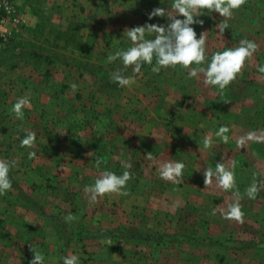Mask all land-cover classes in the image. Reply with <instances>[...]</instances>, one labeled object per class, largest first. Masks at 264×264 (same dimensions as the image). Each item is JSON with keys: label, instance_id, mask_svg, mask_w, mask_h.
I'll use <instances>...</instances> for the list:
<instances>
[{"label": "crops", "instance_id": "0c3cea01", "mask_svg": "<svg viewBox=\"0 0 264 264\" xmlns=\"http://www.w3.org/2000/svg\"><path fill=\"white\" fill-rule=\"evenodd\" d=\"M38 2H36V5ZM45 3L44 9H39L32 4V10L29 11V15L35 21L36 31L40 27V23L44 22L48 28L63 29L66 35L71 31H78L77 25H82L89 32L88 34L83 31L80 34L81 38L79 39L84 38V40H82L80 46L78 44V55H74L72 51L64 48L58 54V58L55 56L47 58L48 61L52 62L63 61L61 67L56 66L50 69V72L54 69L64 71L62 75L64 80L58 82L62 85V88H60L62 91L56 93L51 88L47 92L50 95H57L51 97V100L55 101L53 106L66 111V115L61 121H58L57 118L52 120L53 122L50 121L55 130L50 132L47 137V141H50L47 149L53 152L59 151L62 148V142H64L65 152L75 157L74 161H71L73 165L72 172L79 181L76 180L78 185L74 190L72 189L74 192L72 191L71 194H75L82 203H78L75 198H71V201L75 200L77 205L80 204L79 208H76L73 204L72 210L74 214H79L82 211L80 206H87L83 209V214L87 213L84 217H87L85 220L89 222V225L85 224L84 227L80 228L82 237L77 236L78 240H71L68 247L63 246L65 250H68L69 255L75 254L82 257L85 252H90V250L97 253L109 250L110 257L108 261L106 256H102L100 261L93 258L87 264H167V259L174 260L172 263L170 261V264H185L187 261L190 262L191 259L184 261L182 258L176 259L166 256L168 249L172 250V247L165 246L162 256L156 258L155 256L158 253L161 254V252L160 250L154 252L157 250L158 244L153 241L143 240L140 243L137 240L131 242L130 238L118 235L86 238L85 232L82 230L87 229L85 226L95 230L106 226L113 228L119 226V224L133 225L135 221L132 218L136 220L138 218L136 215H140L144 217L142 224L149 219H159V221H163L166 228H170L169 225L175 227L172 231H167L165 228L161 232L176 234L173 233L176 232L174 230L180 233L179 231L182 228L175 225V217V222H178L177 220L179 222L181 220L190 221L189 224L192 229L184 231L187 233L180 234L192 236L190 244L191 246L194 245L195 250L196 247H199L197 245L199 238H208L212 237L211 234H218L217 231H213L209 227H220L218 224L221 220L222 222L227 220L223 212L227 210L229 204L236 202L237 193L239 194L242 212L245 214L248 206L254 212L264 206V103L262 102V98L264 100V88L259 81L260 78H264V74L259 73L258 70L255 73L246 70L250 57L246 58L236 78L223 90H220L217 86L205 85L203 74L198 79L191 80L186 74L189 69L180 66L162 68L159 73L148 75L143 72H146L145 67L148 64L143 65L141 72L144 76L141 79L149 90L145 92L143 88L139 87L140 85L136 87L132 84L121 89V92L123 91V94L126 93L127 95L124 98L125 101L121 100L122 104L127 106L126 113L130 111L132 114L136 113V119H133L135 123H129L131 117L124 119L122 116L125 115H120L121 105L113 102V96H107L106 94L105 99L98 100V102H93V99H90L92 95L89 97L92 92L100 93L99 89L90 84L87 85V81H85V79H89L86 67L87 63L93 60L90 59V55H93L91 53L92 48H94L96 55L94 61H98L102 58L100 50L106 49L105 47L108 45L114 46L116 44L118 48L124 45L129 46L130 41L127 40L126 34L121 37L124 30L128 27L143 25L146 21L165 24L166 17H155L149 21L147 13L155 7L170 8L172 0H46ZM217 26L218 23H216ZM194 27L204 31L205 27L211 28L214 26H208L207 23H204L203 25H194ZM106 31H113L112 34L118 35L121 39L113 43L108 34H105ZM59 36H62V34L56 35L58 38ZM89 36L93 40L92 38L89 40ZM71 37L73 38V35ZM227 42L226 40L222 43L227 44ZM65 43L67 44L64 41ZM34 44H37L36 47L34 45L35 49L41 46V43L37 40ZM206 49L210 58L214 52L213 47L209 48L206 43ZM261 57V62L264 63V58ZM153 62H155V59ZM73 63H76L75 66H72ZM252 70L250 68V71ZM98 71L103 74L101 69H98ZM14 74L17 80L23 79V76L19 73L18 75L17 73ZM52 74L55 75V73ZM172 75H174V80H172ZM136 77L139 76L135 75ZM69 78L74 79V81L68 82ZM253 78L256 79L248 84L247 81H251ZM153 80H156V82ZM76 82H78V85ZM231 83L234 84L232 91L229 87ZM73 84L78 86L76 87L78 89L77 95L82 97V100L75 104L81 110L75 107L74 104H70L72 101L64 105L56 103V100L62 95L70 93L69 90L72 89ZM250 88L255 94L257 91L259 93L252 103L246 101L249 98L247 91ZM111 90L110 88L107 92L112 93ZM14 91L16 92V90ZM17 92L19 93V91ZM140 92H145L143 93L145 94L143 102L138 104L137 107H129L130 96ZM15 101V98L7 99L6 97L0 101V157L2 158L4 154L13 149L19 153L22 150L20 140L26 134L24 133L25 118L23 120L17 119L15 113L10 111ZM116 102H119L118 99ZM91 109L97 112L96 121L88 116V110ZM113 110H115L114 113L109 112ZM114 123L116 128H111L110 124L114 125ZM131 124L136 126L132 127ZM221 125H227L229 128V132L226 133L229 137L227 142L222 141L215 135ZM35 133V141H39L40 135L36 131ZM249 134H251V137ZM121 138H124V141H129L126 146L119 144ZM205 138H210L212 141L208 147L204 146ZM55 142L59 146L55 147V144H53ZM77 148L80 151L75 152ZM106 149H108L107 156H112V158L115 156V161L103 162L100 169H97L95 166L96 158L100 151ZM149 152L151 153V159L147 155ZM126 155H128V158L129 156L135 158L137 167L133 165L130 170L133 176L126 185L127 195L108 193L98 198L97 201L90 202V194L85 192V186L93 183L103 168L115 169L117 174L119 171H123L125 168H123L121 162L117 161L121 158L124 161L123 157ZM176 160H182L185 164L183 179L179 183H175L160 178L158 172L160 164L165 161ZM217 162L223 163L226 168L234 170L235 184L233 188L223 189L219 186L215 177L212 178L211 183H205V169L208 167L215 168ZM86 175L94 180L87 178L88 181L85 182L84 177ZM253 183H256L258 190L251 200L247 195V189ZM207 200L211 202L210 207L214 208L204 215L202 208L207 206ZM5 202H9V200H2L4 205ZM104 205L109 206V211ZM102 206L105 208L102 209ZM184 207L186 210H183ZM67 208V206L60 208L59 215L68 214ZM104 213H106V216L102 217ZM161 215L164 216L163 219L160 218ZM244 215L242 222L236 219H228V221L233 222L235 231L239 232L240 229H247L244 226L247 222L252 226L251 230L254 231L245 230L246 232L255 233L257 236L258 234L261 235L263 231L257 227L258 224L256 223L262 221V219L257 216L252 218ZM105 217L108 218V221H105ZM170 219H172V222H170ZM203 221L206 226H199L198 222ZM214 222H218V224H214ZM8 224H10L8 229L12 228L17 232L18 228L16 226H18V223L12 221ZM137 224L139 225L136 226H141L140 223ZM23 232H20V235L25 234L26 236L28 234L27 230ZM223 232L227 234L225 230ZM28 238L26 236L24 248L20 244L0 246V254L3 253L4 249L15 253L21 251L28 253V246L31 245V240L29 243L27 242ZM81 239H83V242ZM30 247V254H33L32 252L35 250L32 246ZM46 247L49 248L50 246ZM35 248L38 249V247ZM201 248H206L203 251L205 253L210 252L211 249L210 246H202ZM191 254H194V257L197 258V261L193 264H204L199 262L200 255L194 253L193 248L190 250V258H192ZM100 255L104 254H98L97 256ZM80 261L82 260L80 259Z\"/></svg>", "mask_w": 264, "mask_h": 264}, {"label": "rangeland", "instance_id": "374dc122", "mask_svg": "<svg viewBox=\"0 0 264 264\" xmlns=\"http://www.w3.org/2000/svg\"><path fill=\"white\" fill-rule=\"evenodd\" d=\"M45 1L46 0H39V2L38 0H17V7L20 13V22H17L13 26L14 28L16 27V30L12 32V35L8 40L11 45L7 47L4 52L0 53V101L4 100L5 97L7 99L15 98L17 100L21 96H28L32 101L31 104L33 105L32 107L27 106L28 108H24V118L26 120L24 129L32 130L34 132L36 131L40 135V140L35 141L31 147H22V150L19 153H17L13 149L7 154L3 155V159H7L8 161L14 160L16 163L9 172V176L12 180V189L7 191L5 194L0 195V246H13L20 244L23 245L24 248V243L26 242L25 240L27 236L29 237L27 239V242L29 243V241L31 240L30 246H32L36 252L42 253L44 255L45 264H59L60 262L63 264L61 257L69 255L68 250H65L63 246L68 247L71 240H78L77 236L82 237L80 228L85 224L89 225V222L85 220L87 217H84L85 215H87V213L85 215L83 214V209L87 206H80L82 211H80L79 214H74L72 210L73 204H75L76 208H79L80 204L77 205L76 201L78 203H82L80 199H77L75 194H71L74 188L78 185V182L76 180L79 181L78 178H75L74 172H72L73 165L71 164V161H74L75 157L65 152L64 142H62V148H60L59 151L53 152L47 149L48 145L50 144V141H47V137L50 132H53L55 130L50 121L53 122L52 120H56V118L58 121H61L64 118V115H66V111L64 109L56 108L55 106H53L55 101H52L51 97L57 95H50L47 92V90L51 88H53L56 93L57 91H62L60 89L62 88V85H60V83L58 82H61L60 80H64L62 76L64 74V71L54 69L50 72V69L55 68L56 66L61 67V62L63 61L50 62L48 61L47 56H55L58 58V54H60L64 48L72 51L74 55H78V44L80 46V43L82 42V40H84V38L79 39L81 38L80 34L87 29L85 30L82 25H77L78 31H71V33H68L66 35L63 32V29L54 30L48 28L47 25L44 24V22H41L40 27L36 31V25H34L35 21L29 15V11L32 7V4L37 6L39 9H44L43 7L46 5ZM36 2H38L39 5H36ZM22 9L24 12L22 11ZM200 19H203L204 23H207L208 26H214L211 28L205 27L204 31H202L201 29H196L198 37L201 32L206 31V43L208 44L209 48L213 47L214 52L222 51L225 47H238L240 40L248 39L255 42L258 47L250 57L251 59L250 61H248L246 70L248 72L255 73L258 72L257 70L260 65H264V63L261 62V56H263L264 58V0H244V3L241 4L239 8L233 9V15L231 17H222L218 12L211 13L205 10V13L200 17ZM225 21L228 28H226L224 33L221 34L219 32V28L222 22ZM216 23H218L217 27ZM112 32L113 31H106L105 34H108V36L111 38V41L113 43H116L121 38L118 35L112 34ZM86 33L89 34L88 31H86ZM61 34L62 36H59V38L56 37V35ZM71 35H73L74 39L71 37ZM65 36L70 39L66 38ZM91 38L92 37L89 36L88 39L90 40ZM36 40L41 43V46L35 49L36 55L26 56L22 59L14 58L16 53V49L14 48L15 43L22 44L21 46L25 47V49H31L32 45H35L36 47L37 44H34L36 43ZM226 40L228 41L227 44H223L222 42ZM53 41L54 43L52 44ZM64 41L67 42V44L65 43L66 45L64 44ZM19 47L20 46H18V49ZM105 48L106 49L104 50H100L102 52V60L98 59V61H94L96 55L94 48H92L91 53H93V55H90V59L92 58L93 60L87 63L88 65L86 68L88 69L87 75L89 79L87 78L85 79V81H87V85H92L94 88L99 89L98 91L100 92H92V94H89V97L90 95H92V98L90 99H93V102H98V100H104L106 94L107 96H113V102L117 103V105H121L119 109L120 112L119 110H117L120 115H125L122 116L124 117V119L131 117V120L128 119L129 123H135V120L133 119H136V113L132 114L130 111L127 112V114V106L123 105L121 102V100H124V98L127 96L126 93L123 94V91L121 92V89H124V87H108V85L106 84V81H108L106 75L112 74V72L116 68H122L123 66L119 60L111 63L106 60V57L110 52H114L116 49H118V47H116V44L114 46L108 45ZM12 55H14V57H12ZM254 59L257 60L254 61ZM76 63H73L72 66H75ZM99 66L103 67V74L98 71ZM151 67V65H146L145 68L147 70L146 72L143 71L144 74L147 73L149 75L151 73H154L151 71ZM190 67H196V65L193 64ZM250 68H252L253 70L250 71ZM14 73H17V75L19 73L21 76H23V79H21L20 81L17 80ZM52 73H55V75H53ZM100 74H102L103 76H100ZM122 74L129 76L133 73L131 72V68H129ZM144 74L142 72L133 74L139 77L135 78L136 82L132 85H136V87L140 85L139 87L141 89L143 88L144 91L147 92L149 88L146 87V84H144L141 79L143 78L142 76H144ZM172 76V80H174V75ZM190 79L194 80L195 78ZM255 79L256 78H253L251 79V81H247L248 84H250V82ZM88 80L90 81V83ZM162 80L164 81V78ZM69 81H74V79L69 78L68 82ZM76 81H78V79H76ZM153 81L156 82V80ZM259 81L262 85H264L263 77L260 78ZM76 84L78 85V82H76ZM233 85V83L229 85L231 91ZM184 87L188 88L187 86ZM110 88L112 89L111 92L113 91L112 93L107 92L110 90ZM14 90H16V92L19 91V93L17 92V94L15 95L16 92ZM37 90H39V92H37ZM77 90V88L75 90L72 88L69 90L70 93H68L70 95L64 94L60 98L57 97L58 99L56 100V103H61L64 105L65 103L72 101L70 102V104H74L75 107H78L81 110L78 105H75L79 103L78 101L82 100V97L77 95ZM145 92H140L139 94H134L133 96L131 95L129 107H137L138 104H141L145 95L143 93ZM258 95V91L255 94L250 88L247 91V96L249 98L246 99V101L252 103L255 101ZM117 99L119 102H116ZM262 102L264 103L263 98ZM75 109L77 110V108ZM88 111V116L92 117V119H95L96 121V110L91 109ZM109 112L114 113L115 110ZM109 117L111 116L109 115ZM115 126V123L114 125L110 124L111 128H116ZM131 126L134 127L136 125L131 124ZM25 130L24 133H26ZM128 142L129 141H124V138H121L119 144L126 146ZM53 144H55V147L59 146L57 142ZM30 151H34L36 153V156L32 159H30L28 156V153ZM78 151H80V149L77 148L75 152ZM107 151L108 149H106L105 151H100V154L97 157H102L103 162L110 163L112 161H115V156L113 158L112 156L108 157ZM123 159L124 161L131 162L132 167L133 165L136 167L135 158L133 159L131 156H129L128 158V155H126L125 157H123ZM121 161H123L122 158L117 162ZM132 167L126 170L130 171ZM108 169L116 172L115 169ZM123 171H125V169ZM123 171H119L118 174H121ZM87 176L88 175L84 177L85 182L88 181L87 178L94 180L93 178ZM71 198H75L76 201H71ZM4 199L9 200V202H5V205L2 203V200ZM207 201V206H203L202 208L204 215L206 213H209L211 209L214 208L210 207V200ZM63 206L68 207L67 210L69 213L60 216V208L62 209ZM106 207L108 210L109 206ZM104 208L105 207L102 206V209ZM247 208L248 209L246 211V214L244 213L246 217L253 218L257 216L262 219V221L256 223L258 224L257 227L263 231L261 235L258 234L257 236L255 235V233L246 232L245 230L254 231L251 230L252 226H250L247 222L244 225L247 229H240L238 232L235 231L233 222L228 221L227 219L226 221H223V223L221 220L219 224L218 222H214V224H218V226L220 227H209V229L217 231L216 233L218 234H211L212 237L208 238H199L197 242V245L199 247H196L195 250L194 245L191 246V241L187 238H176L171 240L169 239V242L163 243H157V241L151 240L154 243L158 244V246L156 247L157 250L154 252H157L159 250L161 252V254L158 253V255H156L155 257H161L165 246H167L169 248L172 247V250L168 249L169 255H166L168 258H182L184 259V261L191 259L192 262L187 261L185 262V264H193V262L197 261V258L194 257V254H191L192 258H190L191 248H193L194 253L196 252L198 253V255H200L199 262H203L204 264H264V206L260 209H256L257 212H254V210L250 206H248ZM183 210H186V208L184 207ZM104 216H106V213L102 215V217ZM136 216L138 218L136 220L132 218L135 223H133V225L130 224L131 226L139 227L141 229H147V232H161L166 228L162 220L159 221V219H149L148 221L144 222V224H142L144 217L140 215ZM163 217L164 216L161 215L160 218L163 219ZM12 221L18 223L19 227L16 226L18 228L17 232L12 228L8 229L10 228V224L8 223H11ZM105 221H108V218L105 217ZM177 221L178 222H175L174 217L175 225H179V227L183 229L179 231L180 233H187L184 231L192 229L189 224L190 221ZM170 222H172V219H170ZM137 223H140L141 226H136L139 225ZM198 223L199 226H206V223H204V221ZM120 226L122 225L119 224V226H115L116 228L106 226L95 230H92L91 228H89V226H85L87 227V229H84L82 231L85 232L86 238H93L95 236L101 235V229L115 230ZM169 226L170 228H166L167 231H172V229H175V227H173L172 225ZM26 230L29 235H20V232L24 233L23 231ZM223 230H225L227 234H224L225 232H223ZM174 231L176 232L173 233H177V230ZM137 240H139L140 243L143 242V239L137 238L131 239V242H135ZM81 241L83 242V239H81ZM28 243H26V245H28ZM30 246H28V253L24 251L15 253L13 251L4 249L3 253L0 254V264H30L34 256V252H32L33 254H30ZM46 246L50 247L47 248ZM202 246H210V252H203L206 248H201ZM35 247H38V249L36 250ZM50 250L52 252H46ZM98 254L104 255L97 256ZM102 256H106V260L108 261V258L110 257L109 250L105 252L101 251L100 253L90 250V252H85L84 256H79V258L82 260L79 261V263H90V259L93 258L96 259V261H100ZM83 259L85 260L84 262ZM124 260L126 261V259ZM170 261L171 263L172 261L174 262V260L167 259V264H170Z\"/></svg>", "mask_w": 264, "mask_h": 264}, {"label": "clouds", "instance_id": "9594fccd", "mask_svg": "<svg viewBox=\"0 0 264 264\" xmlns=\"http://www.w3.org/2000/svg\"><path fill=\"white\" fill-rule=\"evenodd\" d=\"M244 0H172L171 7H155L147 13L148 20L155 17H166L165 24L145 22L143 25L128 27L124 30L121 37L126 34L130 44L126 48H118L110 52L106 60L111 63L119 60L122 68H116L111 79L118 86L125 87L135 83V75L126 76L122 73L131 68L133 74L141 72L143 65H151V71L159 73L162 68L180 66L189 69L187 76L189 78H199L203 74L205 85L217 86L223 90L237 74L241 71L246 58H249L257 49V44L248 39L239 41L238 47H225L222 51H215L210 58L206 49V38L201 32L199 37L194 25H203L204 20L200 17L207 12H218L222 17H231L233 9H237ZM203 10V11H202ZM228 28L226 21L222 22L219 32L224 33ZM154 34V35H153ZM151 37V38H149ZM155 59V63L153 60ZM195 64L196 67H190ZM259 73L264 74V65L258 68ZM74 90L77 85L71 86ZM31 105V99L28 96L18 98L10 109L15 113L17 119L23 120L24 108ZM26 135L21 138V147H31L36 139V133L26 129ZM227 125H221L215 135L222 141L227 142L229 137ZM251 137V134H249ZM259 139V138H258ZM212 143L210 138H205L204 146L208 147ZM148 157L151 159V153ZM30 159L36 156L34 151L28 153ZM15 161H8L0 158V195L5 194L12 189V180L9 176L10 169L15 165ZM103 163L102 157H97L95 166L100 169ZM125 169L132 167L128 161H121ZM185 164L182 160L165 161L160 164L158 172L160 178L164 180L179 183L183 179V170ZM205 183H211L215 177L219 186L223 189L233 188L235 184L234 170L228 169L223 163L217 162L215 168L205 169ZM131 172L125 170L122 174L103 168L100 170L94 182L85 186V192L90 194V202H95L98 198L108 193H118L127 195L126 185L131 179ZM257 185L253 183L247 189V195L254 198L257 193ZM215 211V210H214ZM223 215L226 219L243 220L239 203V194L237 200L228 205ZM71 218V217H69ZM34 252L30 264H45V258L42 253ZM63 264H79V256L65 255L61 257Z\"/></svg>", "mask_w": 264, "mask_h": 264}, {"label": "trees", "instance_id": "16d2710c", "mask_svg": "<svg viewBox=\"0 0 264 264\" xmlns=\"http://www.w3.org/2000/svg\"><path fill=\"white\" fill-rule=\"evenodd\" d=\"M11 44L10 42L8 41L4 48L1 50V52H4L7 47H9ZM22 44H18V43H15L14 45V48L16 49V53H15V57L14 55H12V57L16 58V59H22L26 56H31V55H36V52H35V48H34V45H32L31 49L28 48V49H25V47H22L21 46ZM18 46L19 49H18ZM123 47H128V45H124ZM123 47H120V48H123ZM34 48V49H33ZM0 52V53H1ZM47 58H50L47 56ZM52 62V61H50ZM98 69H101L102 71L104 70L103 67L99 66ZM106 75V74H104ZM103 76V75H102ZM105 77V76H104ZM106 77L108 78V81H106V84L108 85V87L110 86H113V87H117L118 84L116 82H113L111 78V74L110 75H106ZM263 88H264V85H262ZM102 230V233L101 235H98V236H102V237H109V236H121V237H127V238H130V239H134V238H137V239H143V240H147V241H151V240H154V241H157V243H163V242H169V239H178V238H187L188 240H192V236H187V235H184V234H180V233H176V234H166V233H161V232H158V231H154V232H147L146 230L147 229H141L139 227H135V226H131V225H122L120 226L119 228L115 229V230H108V229H101ZM151 230V229H150ZM199 240V239H198Z\"/></svg>", "mask_w": 264, "mask_h": 264}, {"label": "built area", "instance_id": "2783aa9c", "mask_svg": "<svg viewBox=\"0 0 264 264\" xmlns=\"http://www.w3.org/2000/svg\"><path fill=\"white\" fill-rule=\"evenodd\" d=\"M20 22L17 0H0V52L16 30L13 26Z\"/></svg>", "mask_w": 264, "mask_h": 264}]
</instances>
